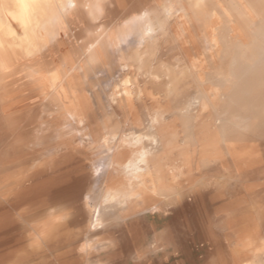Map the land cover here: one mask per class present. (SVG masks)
Segmentation results:
<instances>
[{
    "label": "bare ground",
    "instance_id": "bare-ground-1",
    "mask_svg": "<svg viewBox=\"0 0 264 264\" xmlns=\"http://www.w3.org/2000/svg\"><path fill=\"white\" fill-rule=\"evenodd\" d=\"M191 1L194 4L188 7L193 8L167 4L158 15L215 17L218 25L212 27L211 38H205V46L207 51L215 52L218 59L227 62L228 74L217 72L210 76L221 86L240 81L251 83L249 95L253 97L249 102L243 100L244 91L236 87L237 113L227 115L226 110L223 111L217 126L203 121L204 126L199 128L193 143L194 150L181 154L185 161L183 166L172 172V179H166L156 159L151 157L159 144L155 129L147 133L148 130L144 132L138 124L125 131L118 123L109 125L107 120L96 121L99 111H104V106L98 108L95 102L96 43L85 44L84 54L88 60L82 82L80 62L74 58L78 47L72 44L77 50L61 52L60 42L64 37L60 32L70 25L65 23L64 17L77 10V1L0 0V264H95L96 244L102 250L112 237L126 242L122 229L127 225V217L151 208L169 207L178 199L175 184L179 174H191L194 166L201 172L224 156L233 157L230 146L244 138L241 134L263 130L264 0ZM51 4L56 6L51 8ZM52 14L63 18L57 19L60 26L51 44L43 31L53 21ZM249 21L255 23L251 36L243 32ZM139 22L135 30L140 42L146 43L153 41L165 19L141 16ZM92 32L91 29L88 32L89 39L93 38ZM105 44L98 46L103 55H107ZM140 57L141 62L145 56ZM135 59L137 61L136 56ZM168 68L172 70V67L165 70ZM136 69L140 70V66ZM153 72L148 73L149 80L158 84L162 77L167 78L166 90L172 94L177 77L173 78L171 72L166 75ZM140 93L137 89H123L117 96L126 102L124 108L127 109L128 103ZM226 96L223 95L225 101ZM197 98L202 99V95ZM117 100V97L112 99L113 103ZM224 103L228 105L227 101ZM153 120L150 127L155 128L159 120L155 116ZM251 121L252 128L246 124ZM129 141L135 145L129 157L110 158L116 170L131 172L134 178L127 193L118 191L127 186L122 180L99 181L98 190L94 191L91 152L100 145L110 151L113 146H123ZM202 175L204 177L195 180L196 185L203 183L206 176ZM227 183L225 181L222 187ZM245 183H248L244 187L246 192L253 188L249 181ZM217 185L219 187L218 182ZM242 202L236 198L232 205L237 207ZM232 205L224 202L223 208ZM248 206L245 212L224 221L220 228L226 239L237 235L235 250L240 259L228 258L232 253L226 258L217 248L214 252L217 259H209L207 264H264V205ZM103 255L109 256L107 251Z\"/></svg>",
    "mask_w": 264,
    "mask_h": 264
},
{
    "label": "rangeland",
    "instance_id": "rangeland-1",
    "mask_svg": "<svg viewBox=\"0 0 264 264\" xmlns=\"http://www.w3.org/2000/svg\"><path fill=\"white\" fill-rule=\"evenodd\" d=\"M78 2L82 3L85 6L84 10L92 15L84 16V19H93L94 22L70 24L74 31L61 32L64 37L60 42L61 52L77 50L72 44L78 47V55L74 58L80 62L79 75L82 82L88 60L87 54H84L85 46L89 42L96 43L97 62L93 64L95 102L98 108L104 106V111L102 113L99 111L96 121L99 123L101 120H107L109 125L118 123L125 131L138 124L144 132L148 130L147 133H152L155 129L159 135V144L156 150H153L151 157L156 159L158 166L162 172L164 171V178L172 179V172H177L176 169L185 162L181 154L194 150L193 143L199 135V128L204 126L202 122L208 125L213 122L214 126H217L223 111L226 110L227 115H235L237 113L235 89L237 87L239 91L243 90L245 96L242 99L250 101L253 97L252 94L249 95L252 93L251 83L240 81L221 86L210 76L217 72L228 74L227 62L218 59L216 53L207 51L205 46V38L210 39L212 27L218 25L215 17L210 19L201 14H189L187 17L178 14L175 18L174 16L167 18L164 14L158 15L164 5L193 8L188 5L194 4V1H166L160 8L151 10L117 8L112 0H78ZM54 6L56 5L51 4V8ZM143 10L144 13L138 18L128 19ZM141 16L147 19L160 17L162 21L165 19V22H162V31L156 33L153 41L140 42L138 30L135 29L141 23L139 22ZM44 17L40 18L45 19ZM50 18L53 21L43 33H46L49 43L52 44L57 35L55 30H58L57 19L63 17L52 14ZM127 19L128 22H125L124 20ZM245 27L243 29L245 35L254 34L255 23L249 21ZM90 29L93 30L91 39L88 38ZM96 36H100L99 39ZM102 44L106 45L104 50L107 55H103L101 47H98ZM140 56L145 60V64L143 59L139 61ZM137 66H140V70L136 69ZM147 66L150 68L147 69ZM184 66L186 68H183ZM167 67H172V70L171 68L165 70ZM149 72H158L159 75L171 72L170 75L178 79L175 82L177 86L174 84L177 91L174 89L171 94V91L166 90L165 84L168 80L164 77L158 84H153L147 76ZM179 79L183 80L179 81ZM123 89H137L141 92L128 103L127 109L124 108L126 102L117 96ZM200 95L202 99L197 98ZM223 95H227L225 97L227 106L224 105L226 101ZM116 97L118 100L113 103L112 99ZM182 105L183 107L180 108ZM189 106L191 107L188 108ZM241 113L244 115L245 112ZM154 116L159 120L155 128L150 127L154 123ZM237 119L238 117H235V120ZM246 124H250V128L253 127L252 121ZM246 127L249 128V125ZM240 136L244 138L230 146L233 157L224 156L201 172H198L194 166L193 172L189 175L178 173L179 179L175 184L179 192L178 199L169 207L151 208L127 217L125 220L127 225L122 229L127 236L126 242L112 237L107 241L104 250H100V245L96 244V258L93 262L95 264H207L209 259H217L214 252L218 249L222 250L226 258L232 253L228 258L240 259L235 250L237 235L232 234L226 239L225 232L220 228L224 221L245 212L246 206L255 205L256 208H260L264 205V128L254 134L246 131V134ZM83 143L86 144V141ZM133 147H135L134 142L129 141L123 146L121 144L113 146L110 151L100 145L91 152L89 159L94 191L98 190L99 181L122 180L127 186L118 191L127 193V187L134 178L131 172L116 170L110 158L124 160L131 155ZM242 153H245V156H238ZM162 156L167 158L163 159ZM202 174L206 176L202 180L203 183L196 185L195 180L201 178ZM236 179H242L244 182L237 183ZM246 180L253 186L247 192L244 189L248 184L245 183ZM225 181L228 183L222 187ZM242 197L245 199L241 200ZM236 198L237 201H243L237 207L232 205ZM224 202H230L232 206L223 208ZM113 229L118 231L116 228ZM215 244L219 247L214 248ZM104 251L109 254L107 258L103 255ZM82 261L86 262L85 259Z\"/></svg>",
    "mask_w": 264,
    "mask_h": 264
},
{
    "label": "crops",
    "instance_id": "crops-1",
    "mask_svg": "<svg viewBox=\"0 0 264 264\" xmlns=\"http://www.w3.org/2000/svg\"><path fill=\"white\" fill-rule=\"evenodd\" d=\"M76 1H77V10L76 11L73 10L71 13H69L67 15V17L64 19L65 23L66 24H68V23L69 24H75V23L80 24V23H92V22H94L93 19H84V16L85 17L90 16L91 14H89L86 10H84L85 6L82 5V3H79L78 0H76ZM166 1H171V0H112V2H114V4H115L114 6H116L117 8L118 7L125 8V9L126 8H128V9H131V8H135V9L148 8V10L160 8L161 6H163L166 3ZM144 11L145 10H143L141 13H138L136 16H132L131 19L130 18H128V19L132 20V19L138 18L142 13H144ZM88 18H90V17H88ZM128 19L124 20V21L128 22ZM73 29L74 28L69 25L66 31H61V32L74 31Z\"/></svg>",
    "mask_w": 264,
    "mask_h": 264
}]
</instances>
